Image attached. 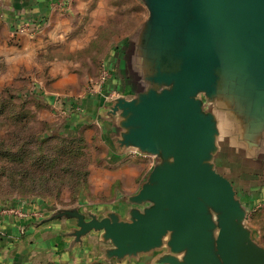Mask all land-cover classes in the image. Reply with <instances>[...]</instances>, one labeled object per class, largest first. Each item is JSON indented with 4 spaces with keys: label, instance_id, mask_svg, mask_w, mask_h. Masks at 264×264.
Here are the masks:
<instances>
[{
    "label": "water",
    "instance_id": "95a60500",
    "mask_svg": "<svg viewBox=\"0 0 264 264\" xmlns=\"http://www.w3.org/2000/svg\"><path fill=\"white\" fill-rule=\"evenodd\" d=\"M148 20L119 55L123 93L101 116L118 154L153 160L124 217L52 209L35 227L74 219L109 263L264 264L248 208L217 171L264 159V0H142Z\"/></svg>",
    "mask_w": 264,
    "mask_h": 264
},
{
    "label": "rangeland",
    "instance_id": "374dc122",
    "mask_svg": "<svg viewBox=\"0 0 264 264\" xmlns=\"http://www.w3.org/2000/svg\"><path fill=\"white\" fill-rule=\"evenodd\" d=\"M67 1L69 3L63 10H52L57 21L43 26L45 31L50 29L46 35H55L52 30L55 31L57 24H62L57 26L56 35H82L83 39L86 35H94L95 38L82 50L67 56L80 65L69 71L76 74L78 80L66 86H54L60 75H50V69L43 62L44 57L21 56L19 38L40 33L43 23L31 19L34 26H22V30L20 27L17 32L9 31V34L0 27V206L18 204L46 212L52 209L80 210L84 202L93 200L88 192L90 172L101 170L110 158L109 149L113 146L109 127L100 121L98 126L76 130L67 128L64 132L62 117L49 97L54 92L60 93V97L81 96L100 81L105 64L111 69V74L117 76L121 50L130 38L140 34L149 13L142 0ZM12 45L19 52L7 50ZM121 86L120 90L123 89ZM65 144H70L72 159L64 158L58 167H53L59 170L60 177L63 176L61 180L39 184L38 178L36 182L25 178V173H38L32 168V161L53 158L57 151L67 150L60 148ZM146 166L148 168L149 164ZM217 171L236 186L242 198L246 194L257 199L259 189H264V159L256 163L250 161L245 168L238 162L223 158L217 165ZM115 188L112 187L110 195L113 200L104 201L118 203L114 199ZM248 224L256 229L253 237L264 248V200L252 203ZM112 263H115L114 259Z\"/></svg>",
    "mask_w": 264,
    "mask_h": 264
},
{
    "label": "crops",
    "instance_id": "0c3cea01",
    "mask_svg": "<svg viewBox=\"0 0 264 264\" xmlns=\"http://www.w3.org/2000/svg\"><path fill=\"white\" fill-rule=\"evenodd\" d=\"M52 1L0 0V27H4L5 32L9 34V31L12 32L16 27L24 26L33 20L40 21V24L43 23L40 26V28L42 27L40 33L43 32L42 34L26 35L19 38L22 47L21 56L39 55L44 57L43 62L50 69V75L53 77L60 75V79L54 86L61 87L78 80V76L69 71L71 68L76 70L80 63L67 56L88 46L95 36L86 35V38L83 39L82 35H56L57 26L62 25L57 23L55 31L52 30L55 35H46L50 29L45 31V27L57 21L51 9ZM7 50L11 53L19 52L13 45ZM58 57L61 58L58 59ZM120 85L123 86L122 90H120ZM105 86L106 93L120 91L121 94L124 90L125 80L118 71L117 76L116 74L111 75ZM65 94L70 93L66 92ZM60 95V93L54 92L49 99L56 106V112H59V116L62 117L64 132L67 131V128L76 130L98 126L100 121L101 124L107 125L110 131L113 129L112 123L101 120L106 105V101L101 96L90 94L88 91H84L81 96L76 98H69L65 95L60 97ZM108 155L110 156L109 161L103 165L101 170L90 172L88 192L93 200L84 202L80 211H89L96 215L106 211H114L123 218L128 207L123 203V200L138 192L141 183L153 167V160L138 155L132 149L118 154L116 150L110 147ZM149 159L152 160L150 163ZM146 163L149 164L148 168ZM112 187H116L114 199L117 200V204L108 202L113 200L110 196L114 189ZM234 188L238 195L236 186ZM263 191L264 189H259L257 199L256 197H248L246 194L243 198L239 195L238 197L240 200L243 199V201L241 200L242 203L250 209L252 203L257 200H264ZM26 209L34 208L26 206ZM248 216L249 212L246 217V224L254 234L256 229H252L248 224ZM75 227L76 221L74 219H57L35 227L33 223L28 221L0 217V264H40L47 262L55 264H79L83 262L110 264L111 261L107 263L102 257V249L109 245L100 241L99 234L90 233L83 237L80 243H75L73 237L69 235ZM151 258L152 256H144L138 261L114 260L115 263L112 264H146Z\"/></svg>",
    "mask_w": 264,
    "mask_h": 264
},
{
    "label": "built area",
    "instance_id": "2783aa9c",
    "mask_svg": "<svg viewBox=\"0 0 264 264\" xmlns=\"http://www.w3.org/2000/svg\"><path fill=\"white\" fill-rule=\"evenodd\" d=\"M68 3L69 2L67 0H53L51 2V7H52V10H63ZM34 25H35L34 23L32 24L30 22V23L25 24L24 26L26 28H30V26L32 27ZM20 27L22 30L23 27L18 26L14 29V32H17V29H19ZM111 73H112L111 69L108 66H106V64L103 65L100 81L97 84L92 85L88 89V92L90 94H96L98 96H101L105 101L117 97L118 96L117 91H112L110 93H106L105 91V88H106L105 85L108 79H110L112 75ZM47 215L48 214L46 213V211L38 210V209H26V207L22 205L9 204V205L0 206V217L2 218L7 217V218H12V219H17L20 221H28L30 223H34V222H37L43 219Z\"/></svg>",
    "mask_w": 264,
    "mask_h": 264
},
{
    "label": "trees",
    "instance_id": "16d2710c",
    "mask_svg": "<svg viewBox=\"0 0 264 264\" xmlns=\"http://www.w3.org/2000/svg\"><path fill=\"white\" fill-rule=\"evenodd\" d=\"M69 145L70 144H65L62 147H60V148H63V150L67 148V150L57 151V154L53 158L49 157L51 159H47V157H45V160L41 158L36 161H32V165H33L32 168L36 170L38 173L37 174H35L34 172L25 173L24 174L25 178L26 179L27 177L31 178L32 181H35V182H36V178H38L39 184H43V183L50 184L54 181H58V179L61 180L63 176L60 177L59 174L57 173V171L59 170L53 169V167H58L59 163L64 158L70 157L69 159L70 160L72 159V150L70 151L69 148L71 147ZM35 164H38L37 165L38 168H35ZM13 205H18V204H13ZM98 264H102V263L98 262Z\"/></svg>",
    "mask_w": 264,
    "mask_h": 264
}]
</instances>
